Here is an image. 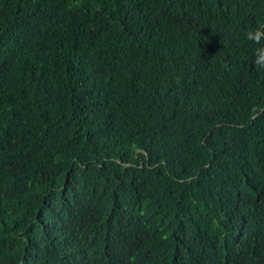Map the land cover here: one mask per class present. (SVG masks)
Masks as SVG:
<instances>
[{
    "label": "trees",
    "instance_id": "trees-1",
    "mask_svg": "<svg viewBox=\"0 0 264 264\" xmlns=\"http://www.w3.org/2000/svg\"><path fill=\"white\" fill-rule=\"evenodd\" d=\"M0 0V264H264V0Z\"/></svg>",
    "mask_w": 264,
    "mask_h": 264
},
{
    "label": "clouds",
    "instance_id": "clouds-1",
    "mask_svg": "<svg viewBox=\"0 0 264 264\" xmlns=\"http://www.w3.org/2000/svg\"><path fill=\"white\" fill-rule=\"evenodd\" d=\"M76 6L77 4L70 0L68 7L71 9ZM244 39L251 46L252 64L257 70H264V23L246 30Z\"/></svg>",
    "mask_w": 264,
    "mask_h": 264
}]
</instances>
